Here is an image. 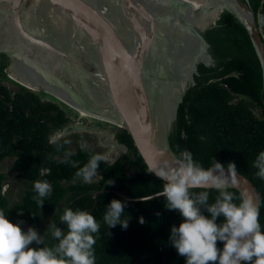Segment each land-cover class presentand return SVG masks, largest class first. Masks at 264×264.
I'll return each mask as SVG.
<instances>
[{"label":"trees","instance_id":"1","mask_svg":"<svg viewBox=\"0 0 264 264\" xmlns=\"http://www.w3.org/2000/svg\"><path fill=\"white\" fill-rule=\"evenodd\" d=\"M258 18L264 35V0H247ZM209 44L213 64L197 65V74L180 102L176 119L169 132V144L178 157L191 153L193 159L207 168L213 157L225 165L234 162L237 171L249 178L259 196V221L264 230V180L255 175L253 161L264 150V89L262 68L250 37L241 23L229 12L223 11L214 25L202 32ZM264 39V38H263ZM0 74L6 65L0 56ZM31 91L12 90L0 83V161L13 159L12 167L30 183L16 203H10L3 193L5 176L0 172V210L13 223L22 221V230L38 229L43 218L51 216L59 205L55 224L67 231L60 222L65 208L90 212L100 224L94 245L95 264H185L169 240L173 225L179 226L182 216L176 210L165 208V199L153 194L163 189L164 182L149 172L126 129L117 133V140L128 153L113 163L100 162L96 180L84 183L76 177L94 150L78 148L69 151L66 142L49 143L48 121L53 127L64 122V115L55 105L42 103ZM74 155L67 157L66 153ZM47 180L52 192L41 208L32 199L33 185ZM114 181V184L108 183ZM100 189L120 191L130 197L150 196L145 201L125 200L112 191L94 194ZM209 191V203L218 192ZM239 203L240 192L228 188ZM112 199L127 201L122 220H128L127 229L117 224L108 228L103 221L106 206ZM159 213L160 215H157ZM207 215V213H205ZM143 217L144 223H139ZM223 217L217 219L221 223ZM55 239L45 242L54 246ZM42 246V245H41ZM223 248V242L217 243ZM30 247H37L35 243Z\"/></svg>","mask_w":264,"mask_h":264},{"label":"water","instance_id":"2","mask_svg":"<svg viewBox=\"0 0 264 264\" xmlns=\"http://www.w3.org/2000/svg\"><path fill=\"white\" fill-rule=\"evenodd\" d=\"M223 11L250 37L263 92L264 36L247 0H0V52L21 84L121 125L149 170L177 157L169 132L198 63L213 64L202 32ZM229 188L259 207L242 173ZM103 191L140 200L116 190L94 194Z\"/></svg>","mask_w":264,"mask_h":264},{"label":"clouds","instance_id":"3","mask_svg":"<svg viewBox=\"0 0 264 264\" xmlns=\"http://www.w3.org/2000/svg\"><path fill=\"white\" fill-rule=\"evenodd\" d=\"M74 155L66 153L67 157ZM107 163L101 154H93L88 162L76 172L84 183H91L100 162ZM255 175L264 180V150L253 161ZM149 172L164 182L163 189L151 199L163 197L167 210H176L182 216L179 226L173 225L169 240L185 264H264V230L259 221V207L250 196H241L239 203L228 191L236 185L237 168L234 162L227 167L213 157L211 166L205 168L196 162L191 153L182 152L173 161L164 160L158 166H150ZM109 185L114 184L111 180ZM32 199L39 208L52 192L47 180H37ZM192 189H214L218 192L209 203V191L194 192ZM141 201H145L140 197ZM127 201L112 199L103 216L108 228L119 224L127 229L128 220H122ZM207 213V215L205 214ZM157 215H160L157 213ZM223 217L221 223L217 219ZM60 222L65 232L55 223L49 224L54 246H45L43 237L29 227L22 230V221L13 223L0 210V264H95L94 245L100 224L88 211L65 208ZM144 218L139 219L143 224ZM223 242V248L217 243ZM35 243L37 247H30ZM42 245V246H41Z\"/></svg>","mask_w":264,"mask_h":264},{"label":"rangeland","instance_id":"4","mask_svg":"<svg viewBox=\"0 0 264 264\" xmlns=\"http://www.w3.org/2000/svg\"><path fill=\"white\" fill-rule=\"evenodd\" d=\"M0 83L8 84L11 90L15 89L16 87H20L19 82L13 80L5 68H3L1 71ZM38 93L41 96L44 95L42 92ZM69 113L72 120L70 124L73 128L71 131L64 133L58 132L56 134L57 138L63 139L67 143V148L69 151H74L78 148L101 151V148H103L104 151L102 154L103 156H106L109 154L110 150L116 147V154L118 155L121 152V146L114 142V134L119 127H122L121 125L116 123L112 124L106 120H99L82 115L79 112H75L73 110H70ZM112 135L113 146L104 147V143L108 138L111 139ZM12 163V158H5L4 160L0 161V172L5 176V180L3 182V193L11 204L20 200L22 191L30 184L26 178H23L17 171L13 169ZM97 177L98 176H95L92 181L96 180ZM63 206L64 202L59 205V207L51 216L48 218H43L39 228L35 229L37 230L38 234L43 237L45 242H50L52 239L50 231L47 230V226L55 222Z\"/></svg>","mask_w":264,"mask_h":264},{"label":"flooded vegetation","instance_id":"5","mask_svg":"<svg viewBox=\"0 0 264 264\" xmlns=\"http://www.w3.org/2000/svg\"><path fill=\"white\" fill-rule=\"evenodd\" d=\"M2 55L4 56L5 61H6V65H5L4 68L6 69L7 73L9 74L10 64H11L10 59H9V57L7 56V54L5 52H0V56H2ZM15 81H17V80H15ZM1 84L7 86V88L10 89V87L8 86V84H4V83H1ZM19 84H20V87H16L15 89H13L12 90V94H14V92L19 91V90L31 91V92L35 93L38 96L37 98L42 103H49V104L55 105L58 108V110L63 113V115H64V122L62 124H60L59 126L53 127L52 123L50 121H48V126L50 128L49 129L50 130L49 131L50 134L47 135V141L49 143L54 142V141H64L63 139L57 138L56 134L58 132H61V133L63 132L64 133V132H67V131H71V129L73 127L70 124L72 120H71V115H70L69 111L70 110H73L75 112L77 111V112L80 113L81 110L76 109L75 107L71 106L69 103L63 101L62 99H60L58 96L52 94L51 92L45 91L42 87H39V88H31V87H28V86H25V85L21 84L20 82H19ZM38 92H42V93H44V95L41 96ZM107 122L112 123V121H109V120H107ZM119 128H121V129H119ZM119 128L116 130V132L114 134V142L116 144H118V145L121 146V152L118 155L117 154L114 155L115 156L114 157V160H113V156L110 157V155L108 153H107L108 155H106V156L104 155L107 158V161L109 163H113L116 159L122 158L125 154L128 153L127 147L124 144L120 143L117 140V138H116L117 133H119L122 129H124L123 127H119ZM111 137H112L111 138L112 140L110 138H108L109 141H110V144H107L105 142L104 143L105 144L104 147H108V146L111 147V146H113V135ZM66 146H67V143H66ZM101 149H102L101 151L100 150H97V151L94 150V151L97 152L98 154L103 155L102 153H103L104 150H103V148H101ZM7 158H9V157H7Z\"/></svg>","mask_w":264,"mask_h":264},{"label":"bare ground","instance_id":"6","mask_svg":"<svg viewBox=\"0 0 264 264\" xmlns=\"http://www.w3.org/2000/svg\"><path fill=\"white\" fill-rule=\"evenodd\" d=\"M11 78L14 80V78L12 77V74H11ZM80 113L82 114V115H86V116H89V117H92V118H95V119H99V120H106L107 121V119H104V118H101V117H98V116H95V115H91V114H87V113H84L83 111H80ZM113 123V122H112ZM106 143L107 144H110V141H109V139H107L106 140ZM116 147L114 148V149H112L110 152H109V155H110V157H114V155L116 154Z\"/></svg>","mask_w":264,"mask_h":264}]
</instances>
